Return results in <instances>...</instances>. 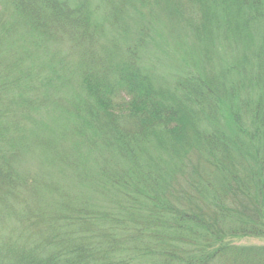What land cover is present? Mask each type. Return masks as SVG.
Instances as JSON below:
<instances>
[{
    "label": "trees",
    "instance_id": "trees-1",
    "mask_svg": "<svg viewBox=\"0 0 264 264\" xmlns=\"http://www.w3.org/2000/svg\"><path fill=\"white\" fill-rule=\"evenodd\" d=\"M139 1L0 0V264H264V0L156 1L168 80Z\"/></svg>",
    "mask_w": 264,
    "mask_h": 264
},
{
    "label": "rangeland",
    "instance_id": "rangeland-1",
    "mask_svg": "<svg viewBox=\"0 0 264 264\" xmlns=\"http://www.w3.org/2000/svg\"><path fill=\"white\" fill-rule=\"evenodd\" d=\"M156 1L159 0H140L136 5L137 8L128 7L121 18L124 25L128 26V42H133L139 33L138 30L143 27L147 45L143 48L141 57L155 77L168 80L172 74L185 68L182 59L185 56L184 51L190 48V38L185 34L178 20H168L162 12H159L155 5ZM126 35L123 30L116 34L110 33L105 41L113 40L122 53L126 46ZM236 243L263 245L264 240L247 238Z\"/></svg>",
    "mask_w": 264,
    "mask_h": 264
}]
</instances>
